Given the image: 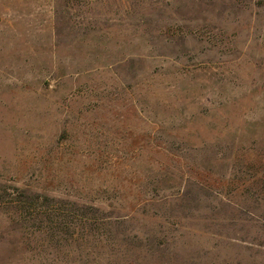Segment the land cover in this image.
<instances>
[{"label":"rangeland","instance_id":"374dc122","mask_svg":"<svg viewBox=\"0 0 264 264\" xmlns=\"http://www.w3.org/2000/svg\"><path fill=\"white\" fill-rule=\"evenodd\" d=\"M0 264H264V0H0Z\"/></svg>","mask_w":264,"mask_h":264}]
</instances>
